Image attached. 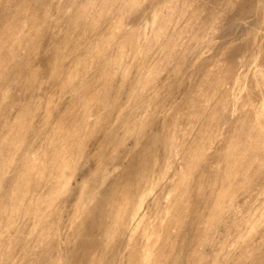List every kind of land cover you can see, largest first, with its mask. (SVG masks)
<instances>
[{
	"label": "rangeland",
	"instance_id": "obj_1",
	"mask_svg": "<svg viewBox=\"0 0 264 264\" xmlns=\"http://www.w3.org/2000/svg\"><path fill=\"white\" fill-rule=\"evenodd\" d=\"M0 264H264V0H0Z\"/></svg>",
	"mask_w": 264,
	"mask_h": 264
},
{
	"label": "bare ground",
	"instance_id": "obj_2",
	"mask_svg": "<svg viewBox=\"0 0 264 264\" xmlns=\"http://www.w3.org/2000/svg\"><path fill=\"white\" fill-rule=\"evenodd\" d=\"M150 148V147H149ZM147 154V153H146ZM126 157V156H125ZM163 158V157H162ZM154 173H156V172H154Z\"/></svg>",
	"mask_w": 264,
	"mask_h": 264
}]
</instances>
